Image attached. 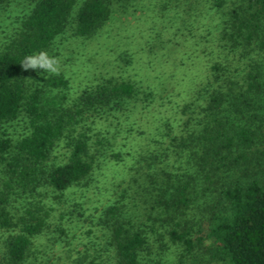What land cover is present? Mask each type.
I'll return each instance as SVG.
<instances>
[{
  "label": "trees",
  "instance_id": "obj_1",
  "mask_svg": "<svg viewBox=\"0 0 264 264\" xmlns=\"http://www.w3.org/2000/svg\"><path fill=\"white\" fill-rule=\"evenodd\" d=\"M110 1L32 0L16 37L0 51L1 227L13 224L8 202L17 190L32 192L46 183L61 192L87 178L103 150L102 137L92 140L88 115L117 111L139 119L152 112L151 90L129 80L83 88L64 106L22 78L19 64L26 55L43 50L69 18L76 34H91L108 18ZM178 1L190 9L198 0ZM222 3L206 4L216 17L217 51L204 79L188 99L164 107L176 124L162 112L161 137L138 152L133 183L89 218L104 236V256L94 251L98 243L90 253L84 243L69 264H164L156 255L169 244L177 249L168 264H193L202 245L194 231L202 223L208 261L264 264V0H240L226 10ZM45 84L65 87L67 80L47 76ZM21 111L28 131L12 142L3 124ZM61 143L64 159L49 160ZM18 223L6 239L4 264L26 258L31 236L43 226L39 206L26 207Z\"/></svg>",
  "mask_w": 264,
  "mask_h": 264
},
{
  "label": "rangeland",
  "instance_id": "obj_2",
  "mask_svg": "<svg viewBox=\"0 0 264 264\" xmlns=\"http://www.w3.org/2000/svg\"><path fill=\"white\" fill-rule=\"evenodd\" d=\"M210 1H190L191 8L184 9L186 4L178 1L175 5V0H111L108 18L94 32L76 34L69 18L43 49L60 59V75L67 80L65 87L45 84L49 75L39 70L22 71L27 85L42 88L44 96L64 106H70L83 88L107 79L129 80L140 90H151L152 112L146 111L139 119L132 115L125 118L124 113L117 111L88 115L85 120L91 125L92 140L102 137L100 145L103 146L96 153L90 174L61 192L44 183L32 192L12 193L8 207L13 224L0 226V264L5 261L7 237L17 230L24 209L33 205L39 206L43 226L31 236L28 253L21 264H69L77 254L75 250L83 249L84 243L90 246L88 252H93L98 243L99 249L94 251L103 255L99 250L104 236L97 226H90L89 218L133 181L138 152L151 148L153 138L161 137L157 131L164 128L162 112L170 114L164 107L173 105V99L180 102L188 99L204 79L205 69L217 51L212 31L215 13L206 11ZM237 1L240 0H223L221 9L226 10ZM31 6L32 0H5L0 4V51L16 37L20 22ZM151 113H155L154 118ZM168 117L175 125L174 117L171 114ZM142 129L147 131L141 133ZM149 129L151 132L147 134ZM3 130L14 142L28 131L26 116L21 111L14 119L4 122ZM65 151L62 143L57 145L49 160H63ZM204 226L202 223L194 231L195 236L202 237V245L196 248L198 256L193 264H217L208 261L203 251L207 242ZM175 247L169 244L156 256L168 264L175 258Z\"/></svg>",
  "mask_w": 264,
  "mask_h": 264
},
{
  "label": "clouds",
  "instance_id": "obj_3",
  "mask_svg": "<svg viewBox=\"0 0 264 264\" xmlns=\"http://www.w3.org/2000/svg\"><path fill=\"white\" fill-rule=\"evenodd\" d=\"M19 65L24 72L39 70L49 76H58L61 74L60 59L44 50L26 55Z\"/></svg>",
  "mask_w": 264,
  "mask_h": 264
}]
</instances>
